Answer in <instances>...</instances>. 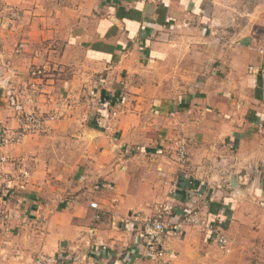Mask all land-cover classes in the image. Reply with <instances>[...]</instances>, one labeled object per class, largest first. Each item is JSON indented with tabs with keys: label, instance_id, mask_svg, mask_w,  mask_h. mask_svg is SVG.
<instances>
[{
	"label": "crops",
	"instance_id": "crops-1",
	"mask_svg": "<svg viewBox=\"0 0 264 264\" xmlns=\"http://www.w3.org/2000/svg\"><path fill=\"white\" fill-rule=\"evenodd\" d=\"M3 1L12 13L0 23V120L16 128L31 104L59 117L50 133L14 150L0 264H32L41 254L65 264H154L134 216L151 217L144 204L156 199L166 208L162 243L174 264H264V0ZM32 67L46 70L36 95L27 84ZM141 110L150 118L144 127ZM112 112L121 118L116 128L107 122ZM72 118L93 135L73 167L70 148L66 162L51 152L56 135L70 141V123L66 132L61 125ZM180 138L184 164L167 152ZM131 145L156 152L141 175L134 158L124 159ZM1 148L0 159L10 157ZM54 159L53 168L70 166L61 188L47 167ZM193 208L206 224L182 222Z\"/></svg>",
	"mask_w": 264,
	"mask_h": 264
},
{
	"label": "built area",
	"instance_id": "built-area-1",
	"mask_svg": "<svg viewBox=\"0 0 264 264\" xmlns=\"http://www.w3.org/2000/svg\"><path fill=\"white\" fill-rule=\"evenodd\" d=\"M141 2L161 3L164 0H139ZM12 13V7L0 0V23ZM258 51L264 55V34L261 38ZM28 88L33 95L40 94L43 91V82L46 76V70L41 67H32L28 73ZM43 93V92H42ZM54 96L49 98V101H53ZM23 118L20 127L11 130L6 127L2 120H0V146L12 144L14 142H23L24 138L32 134H40L46 131H50L52 122L57 120L59 115L57 113H44L26 110H21ZM175 155L179 164H184L188 161L189 152L187 143L183 138L177 139L175 142ZM6 160L5 158H1ZM24 179L28 178L29 172L24 170L22 172ZM12 179L10 175L3 174V184L0 190V201H5L6 198L13 194V186L11 185ZM177 186V182L170 189V193H174ZM264 205V201L260 202ZM92 208L99 209V205L96 202H91ZM9 209V208H8ZM8 209L5 206L1 207L0 203V224H6L8 219L11 218V214L8 213ZM97 219L100 218V214H97ZM134 220L139 223L141 229L140 245L143 249V254L147 261H152L154 264H174L170 258L168 251L162 243L163 235L166 232L168 225L166 221V208L161 204L154 215L151 217H143L140 213H136ZM182 222L185 224H206L205 219L200 215V211L197 208H193L184 212ZM216 239L222 248L227 245V238L222 233L216 234ZM60 259V256L51 254H41L36 258L32 264H65ZM76 260V259H75Z\"/></svg>",
	"mask_w": 264,
	"mask_h": 264
},
{
	"label": "rangeland",
	"instance_id": "rangeland-1",
	"mask_svg": "<svg viewBox=\"0 0 264 264\" xmlns=\"http://www.w3.org/2000/svg\"><path fill=\"white\" fill-rule=\"evenodd\" d=\"M156 4V3H155ZM28 84V83H27ZM95 88H91V90H90V94H88L89 96H90V98H92V97H94V90ZM22 91V90H21ZM94 94V95H93ZM14 96V95H13ZM53 96V95H52ZM82 96H84L83 98H84V100H83V102L80 100L79 101V103H80V105L81 106H83L84 105V101L86 102V104H88V102H87V98H86V96L85 95H82ZM86 98V99H85ZM32 100H33V98H32ZM31 103H33V102H31ZM93 103V101H91V104ZM32 105V104H31ZM31 105L30 106H27V108H23V110H26L27 112H31V111H36V112H44V113H47V114H50V113H52L51 111H42L40 108H37L38 106H36L35 104V106L33 107V105H32V107H31ZM82 110V109H81ZM140 112H142V116H140V117H138V118H136L137 120H138V122H139V126L140 127H144V126H146V125H148V122L150 121V118L148 117V114L146 113V111L145 110H141ZM114 113H117V112H112V115H113V117L112 118H109L108 119V125H111V128H116L115 126H114V121L115 120H117V119H119V120H121V118H118V115H114ZM73 114H72V112L70 111V116H72ZM81 116V115H80ZM116 118V119H115ZM19 119H20V124L22 123V121H23V118H22V115H20V117H19ZM89 118H87L86 116H81L80 117V121H82V123L81 124H86L87 123V120H88ZM61 120H63L62 119V117L59 119V121H61ZM3 122V121H2ZM69 123H70V141L66 138V135H61V136H57L56 134V136L55 137H53V138H51V140H52V142L54 143V148H53V150L51 151L53 154H54V156H57V158L60 160H62L63 162H66L65 161V159H66V157H67V149H69L70 148V155H72L73 157H71L70 158V163L72 164L71 165V167H73L76 163H78L79 164V161H80V159L82 158V156L84 155V153H86L87 151H86V149H89V142H88V138H92L93 137V135H92V133H91V135H89V133L87 132V131H85V129L83 130V129H76L75 127H80V128H82V125L81 124H78L76 121H74L73 120V118L72 119H70L68 122H63L62 123V125H61V127H62V131L63 132H66V129L69 127ZM4 124V123H3ZM20 124L16 127V128H14V129H17V128H19L20 127ZM5 125V124H4ZM107 125V126H108ZM118 125H119V123H118ZM6 126V125H5ZM7 127V126H6ZM60 127V128H61ZM59 129V127H57L56 128V130H58ZM76 129V130H75ZM11 130H13V128H11ZM51 130H52V126H51ZM73 130V131H72ZM75 130V131H74ZM76 131H79L80 132V135L79 134H76ZM133 131H134V128H132V129H130V131L129 132H131L128 136L126 135V134H124L123 135V140H125V139H127L128 137H130V136H132V133H133ZM110 132H112L113 134L114 133H116V132H118V131H110ZM48 133H50V131H46V132H43V133H40L39 135H43V134H48ZM76 134V135H75ZM117 134V133H116ZM38 134H32V135H29V136H27L26 138H24V140H23V143L22 142H18V143H16V142H14V143H12V144H8V145H4V146H0V147H3L4 149H7V148H11V152H5V153H7L10 157H6V158H8L9 160H10V162L9 161H7V160H2V159H0V175H2V174H4V175H10V176H12V172L13 171H15V168H13V167H16V165H18V156H14L15 154H14V150H15V148H17L18 146H21L22 144H24L26 141L29 143V144H33V143H35L36 141H37V137L39 136H37ZM35 136V137H34ZM31 137H33V138H31ZM88 137V138H87ZM68 141H69V144H70V146L68 147L67 146V144H68ZM127 142V141H126ZM176 142V141H175ZM175 142H174V148H172V149H168L169 151H167V152H169V154L170 155H172V156H175V160H176V162H177V159H176V155H175ZM20 143H22V144H20ZM14 144H18L17 146L16 145H14ZM20 144V145H19ZM126 144H129L128 142L126 143ZM134 145V144H133ZM133 145H131L130 146V148H129V151H128V154L126 153V155H125V157H124V159H128V158H130V157H132V158H134V162H135V164H136V168H138L139 170H137V172H136V174H139V175H141L140 174V171H141V169H143L145 166H149L150 164H149V159H153V157H152V154L153 153H156V152H153V151H151V150H149V149H146L145 151H141L140 150V148H135ZM136 145V144H135ZM138 145V144H137ZM3 148H1V149H3ZM135 148V149H134ZM134 149V150H133ZM29 151H30V148L28 149ZM28 151V152H29ZM59 151V152H58ZM59 153V155H58V153ZM31 155H34L33 153H30L29 154V157H27V159L25 160L27 163H29V161L31 160ZM53 156V158H55ZM154 157H156V156H154ZM3 158H5L4 156H3ZM5 158V159H6ZM14 158H16L15 160H14ZM58 159H57V161H58ZM16 161V164H14L13 165V161ZM21 160V159H20ZM56 161V163H59V162H62V161H58L57 162ZM4 162V163H3ZM124 162V161H123ZM6 163H8V164H10V166L12 167V168H9V170L7 171L2 165H4L5 167H7V165H6ZM187 163V162H186ZM30 164V163H29ZM54 164H55V159L54 160H52V161H48L47 162V167H51L50 169L51 170H53L54 169V173L53 174H51V176H52V178L53 179H55V180H59L58 182H59V187L61 188V187H64L65 186V184L66 183H68L69 181L67 180V176H69V173H70V166H65V167H62V168H53V166H54ZM123 164H125V163H123ZM126 166V165H125ZM30 168H33V167H31L30 166ZM17 169V168H16ZM64 171V175H62L61 174V172H63ZM139 171V172H138ZM2 172V173H1ZM11 172V173H10ZM58 176V177H57ZM66 177V179H64ZM29 178V177H28ZM27 178V179H28ZM176 180V179H175ZM176 182L174 181L173 182V184L171 185V187H170V189L174 186V184H175ZM1 184V183H0ZM138 185V184H137ZM147 187V185L145 184L144 186H142L141 187V191H143V193H146V191H145V189L144 188H146ZM2 189V187H1V185H0V190ZM13 195V194H12ZM12 195L10 196V197H7L6 198V202L5 201H0V203H1V207L2 206H5L7 209H8V206H9V209H8V213H13V211H12V209L10 208V203H12L13 201H12ZM66 196L67 195H65L64 194V197L62 198L63 200H67L66 199ZM151 200V199H150ZM149 202V201H148ZM145 203L144 205H145V207L146 208H149L150 209V211H152V213H153V215L155 214V212H156V210H157V208L162 204V201L160 200V199H156V200H151L149 203ZM144 205H142V206H144ZM141 210V209H140ZM143 214V213H142ZM8 221H11L10 220V218L8 219ZM1 225V224H0Z\"/></svg>",
	"mask_w": 264,
	"mask_h": 264
}]
</instances>
